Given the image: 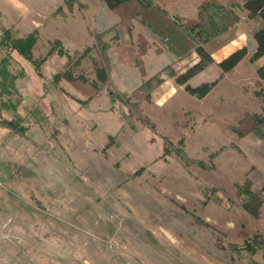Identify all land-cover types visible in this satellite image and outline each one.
<instances>
[{
  "label": "rangeland",
  "instance_id": "obj_1",
  "mask_svg": "<svg viewBox=\"0 0 264 264\" xmlns=\"http://www.w3.org/2000/svg\"><path fill=\"white\" fill-rule=\"evenodd\" d=\"M101 1L68 9L65 0H0L2 26L34 31L36 61L52 51L39 74L0 45L1 117L26 127L0 125V264H264L253 238L264 239V137L231 128L245 112L262 115L264 56L228 72L206 65L189 83L215 85L198 98L162 70L168 59L153 48L140 76L136 27L111 29L103 37L111 60L103 56L94 35L116 18L99 13ZM196 2L179 11L193 17ZM60 47L88 51L75 62ZM64 70L84 92L106 70L101 97L82 104L68 81L54 82ZM157 71L160 84L148 79ZM244 188L258 191L256 215L242 205Z\"/></svg>",
  "mask_w": 264,
  "mask_h": 264
},
{
  "label": "trees",
  "instance_id": "obj_2",
  "mask_svg": "<svg viewBox=\"0 0 264 264\" xmlns=\"http://www.w3.org/2000/svg\"><path fill=\"white\" fill-rule=\"evenodd\" d=\"M72 2L73 0H65L68 9L72 8ZM165 2L166 0H102L101 4L104 11L101 9L99 13H110L111 16L116 18V21L106 26L105 32L94 35L97 50L111 60L105 51L107 45L103 37L111 29L129 31L133 28L134 23L138 22L140 25L137 33L138 51L134 62L140 67V76H146L142 57L147 54L150 48H153L157 55L164 54L168 59V63L162 70L167 69L169 75L177 84L184 85V89L189 94L198 98L207 95L215 85V81L201 82L197 85L189 83L190 79L203 70L206 65L214 64L221 72H228L249 54L251 61L264 56V0H225V2L201 0L196 6L195 17L172 15L166 10ZM238 9L245 11L248 24L247 42L219 62H215L209 44L238 23L240 19ZM1 17L2 12L0 10V27L2 29L0 45L17 50L27 61L34 65V68L40 74L41 63L47 59L52 51L50 50L42 60L36 61L31 53V47L35 42L34 31L24 36H17L13 30L2 26ZM54 42H57V40ZM57 43L59 44V42ZM248 44H251V47ZM59 49V54H66L69 61L74 60L75 62L88 51V47H85L83 51L73 50L70 54L62 52L61 47ZM6 62L5 58L0 60L1 74L6 73ZM256 75L260 81H264V64L256 67ZM52 77L56 83L64 79L73 85L77 91L85 96L83 99L77 98L84 105H88L93 99L101 97V92L106 87L104 83L108 80V74L106 70H103L101 74L102 85L98 86L91 83L90 90L84 92L81 88H78L77 80L72 78L67 70L56 72ZM148 77V79L156 77L159 84L162 82L158 71ZM106 89L110 99L112 101L116 99L113 93L108 88ZM258 93L262 102H264V92ZM145 122H148L147 119ZM262 124H264V109H262V115H251L245 112L238 123L231 128L239 137L252 132L264 137V132L261 129ZM0 125L19 134H23L26 130V127L20 125L18 120L1 117V108ZM151 128L153 129L154 125H151ZM244 189L246 198H244L242 205L248 212L256 215L260 204L258 191L249 188ZM252 201L253 203L256 202V205L252 204ZM253 238L264 249V239L259 235Z\"/></svg>",
  "mask_w": 264,
  "mask_h": 264
},
{
  "label": "crops",
  "instance_id": "obj_3",
  "mask_svg": "<svg viewBox=\"0 0 264 264\" xmlns=\"http://www.w3.org/2000/svg\"><path fill=\"white\" fill-rule=\"evenodd\" d=\"M186 1L187 0H166L165 8L172 15L181 16V17H188V15H185L183 12L181 13V11H179L181 8H184V4L186 3ZM200 1L201 0H197V2L195 3V6L193 8V9H195V15H196V6ZM219 1L225 2V0L224 1L219 0ZM177 3H179V5H177ZM240 4H242V2H240ZM173 7H174V9L171 11L170 8H173ZM178 12L180 14L177 15ZM191 12H193V10ZM237 12H238V10H237ZM195 15L193 17H195ZM243 15H244V17H243L244 25L243 26H241V24H240L241 16H239L240 19H239L238 23L233 28H231L226 33L222 34L217 39L210 42L209 47L212 50V57H213L215 62H219L221 59L226 57L229 53H231L235 49L240 48L246 44V38L248 36V33H247V28H246L247 20H246V16H245V11H243ZM133 27L140 29V25L138 22H135ZM261 64H264V61L259 63V65H261ZM215 67H217V66H215Z\"/></svg>",
  "mask_w": 264,
  "mask_h": 264
}]
</instances>
